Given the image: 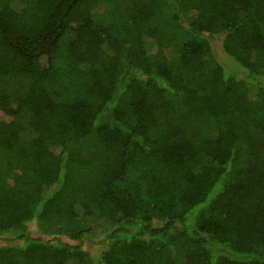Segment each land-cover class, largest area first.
<instances>
[{"label": "trees", "instance_id": "trees-1", "mask_svg": "<svg viewBox=\"0 0 264 264\" xmlns=\"http://www.w3.org/2000/svg\"><path fill=\"white\" fill-rule=\"evenodd\" d=\"M0 264H264V0H0Z\"/></svg>", "mask_w": 264, "mask_h": 264}, {"label": "rangeland", "instance_id": "rangeland-1", "mask_svg": "<svg viewBox=\"0 0 264 264\" xmlns=\"http://www.w3.org/2000/svg\"><path fill=\"white\" fill-rule=\"evenodd\" d=\"M221 37L220 36H212L210 38V42L211 44L213 45V50H214V53H215V56H216V59L219 61V62H226L228 60V58L224 55V53L222 52V49H221ZM105 226L101 225L99 227L96 228V231L95 232L96 234L94 235V237H98L99 235V232H101L103 230ZM30 232L34 235H40L38 232H35L34 230V226L31 225V228H30ZM91 247V246H90Z\"/></svg>", "mask_w": 264, "mask_h": 264}]
</instances>
